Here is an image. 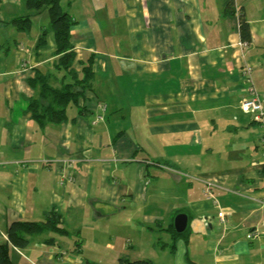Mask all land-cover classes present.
<instances>
[{
  "label": "crops",
  "instance_id": "obj_1",
  "mask_svg": "<svg viewBox=\"0 0 264 264\" xmlns=\"http://www.w3.org/2000/svg\"><path fill=\"white\" fill-rule=\"evenodd\" d=\"M234 1L246 46L222 0L73 1L71 40L79 64L94 55L92 89L45 126L28 111L27 80L57 72L53 31L38 45L49 18L28 32L0 19V242L12 221L51 210L68 232L10 244L13 262L264 264L263 126L240 108L252 92L264 105V0ZM178 213L188 219L174 238Z\"/></svg>",
  "mask_w": 264,
  "mask_h": 264
},
{
  "label": "trees",
  "instance_id": "obj_2",
  "mask_svg": "<svg viewBox=\"0 0 264 264\" xmlns=\"http://www.w3.org/2000/svg\"><path fill=\"white\" fill-rule=\"evenodd\" d=\"M71 4L75 0H66ZM223 15L231 22L232 28L239 33L242 41L250 44L252 40L250 25L243 13V6L238 7V22H236V5L234 0H222ZM27 12L13 17L10 22L19 31H29L32 25V17L46 10L49 18V26L41 31L38 45L45 42V35L52 30L55 37L56 59L54 65L57 72L61 70L64 74L57 84L53 85L55 73H44L35 69L34 76L28 78V84L35 90V95L28 100V111L39 126L48 123H59L66 119V108L69 103L77 104L78 99L89 89L94 75V55L90 54L85 61L80 62L77 70L73 64L76 60L74 43L71 40V27L76 23L69 11L62 8L61 0H25ZM68 78V79H67ZM83 110V108H81ZM61 215L51 210L43 221L14 220L6 229V239L0 242V264H17L9 255V245L24 248L29 245L36 236L46 234L50 231L68 233L61 225ZM174 238L173 225H169ZM46 243H53L50 239H44ZM174 245H171L173 250ZM122 264H156L148 258L129 259L121 257ZM190 264H194L190 262Z\"/></svg>",
  "mask_w": 264,
  "mask_h": 264
},
{
  "label": "rangeland",
  "instance_id": "obj_3",
  "mask_svg": "<svg viewBox=\"0 0 264 264\" xmlns=\"http://www.w3.org/2000/svg\"><path fill=\"white\" fill-rule=\"evenodd\" d=\"M61 5H62V8L67 11L72 9L71 7H69V4H67L66 0H61ZM76 6L81 7V3L79 2V4H76ZM26 12H27V9L25 8V0H5V1L0 0V19H3L4 21H8L5 31H12L13 30L12 28L15 29L14 25L10 22V20L17 15H22ZM47 17H48V13L46 10H43L41 13L34 15L32 17V28L34 27V24L36 22L42 21L41 23H43L47 21L48 19ZM73 66L77 69L80 68L81 63L80 64L78 63V59L74 61ZM55 74L57 76V79H60L62 74H64V71L61 70L60 72H55ZM105 106L107 105L105 104ZM76 110L77 108L74 103L71 102L68 104L67 106L68 115L72 114ZM157 233H161V232L156 231L155 235H157Z\"/></svg>",
  "mask_w": 264,
  "mask_h": 264
},
{
  "label": "built area",
  "instance_id": "obj_4",
  "mask_svg": "<svg viewBox=\"0 0 264 264\" xmlns=\"http://www.w3.org/2000/svg\"><path fill=\"white\" fill-rule=\"evenodd\" d=\"M238 14H239V12H238V10H236V22H238ZM247 44L248 43L244 41V46H246ZM99 105H100L101 110H104L106 108L104 102L100 103ZM240 108L245 113H251L253 119L262 124L263 132L260 136V140H261L262 144L264 145V105L262 104L261 98L258 96L257 93L252 92L248 97L241 100ZM102 116L103 115L100 112H98L95 116V121L101 120L103 118ZM213 186H214V184L212 182H209V181L206 182V185L204 187V194L206 197L214 198L212 191H211V188ZM218 210L219 211L217 212V216L219 217V219L221 221H229L231 219L230 214H226L223 211H221L220 209H218ZM248 236L249 237L253 236V232H249Z\"/></svg>",
  "mask_w": 264,
  "mask_h": 264
},
{
  "label": "water",
  "instance_id": "obj_5",
  "mask_svg": "<svg viewBox=\"0 0 264 264\" xmlns=\"http://www.w3.org/2000/svg\"><path fill=\"white\" fill-rule=\"evenodd\" d=\"M187 215L185 213H178L173 219V227L176 233H182L187 225Z\"/></svg>",
  "mask_w": 264,
  "mask_h": 264
}]
</instances>
